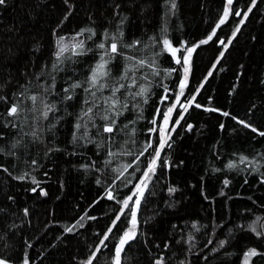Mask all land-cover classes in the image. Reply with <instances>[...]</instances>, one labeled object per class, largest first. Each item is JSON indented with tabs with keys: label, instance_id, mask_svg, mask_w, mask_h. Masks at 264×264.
<instances>
[{
	"label": "trees",
	"instance_id": "16d2710c",
	"mask_svg": "<svg viewBox=\"0 0 264 264\" xmlns=\"http://www.w3.org/2000/svg\"><path fill=\"white\" fill-rule=\"evenodd\" d=\"M229 7L239 8L240 17L225 19ZM85 29L95 35H81ZM113 36L123 55L108 63L109 75L101 81L107 87L85 91L104 54L97 45L107 48ZM61 38L75 43L57 59ZM80 42L83 48L73 47ZM181 48L194 50L180 53ZM128 56L145 66L120 79L134 66ZM77 83L81 86L73 88ZM121 84L127 87L116 93L120 103L113 110L107 98ZM13 105L18 112L9 115ZM106 114L116 121L112 133L102 131ZM165 114L174 130L160 148ZM262 132L264 0L0 4V260L5 264H83L97 247L93 264H111L118 238L131 226V207L123 209L122 201L133 195L154 149L160 156L121 264L160 259L242 264L251 249L258 252L253 264H264V234L257 235L264 233ZM106 233L109 239L101 246Z\"/></svg>",
	"mask_w": 264,
	"mask_h": 264
},
{
	"label": "snow or ice",
	"instance_id": "6c2138e0",
	"mask_svg": "<svg viewBox=\"0 0 264 264\" xmlns=\"http://www.w3.org/2000/svg\"><path fill=\"white\" fill-rule=\"evenodd\" d=\"M5 2V0H0V4H3ZM232 0H228V4L231 5ZM172 7H175V4H172ZM238 14V13H237ZM228 16V9H225L224 12V17L227 18ZM220 23H224V19H221ZM83 31H88L90 33H92V35H95V32L92 29H85L82 30L81 35L83 34ZM215 33H213L214 35ZM122 35V33H121ZM104 36L107 38L108 37V33L105 32ZM212 39V35L208 36V40ZM111 43L108 45V47L106 48L105 43H99L97 45V47L99 49H103L104 50V54L101 55L100 57V61L95 65V67L91 70V76L89 77V80L87 81V83L90 84V88H86L85 91H89L91 92L92 88H96L97 91H102L105 87H107L106 83H101V81L105 80V78L109 75V70L107 68L108 63L115 59L116 56H120L123 55V53L120 51V47H118V43L116 41V37L113 36L111 37ZM135 43L133 45H127V47L131 48L135 46ZM201 43H207V40L201 41ZM221 43H223V41H221ZM58 44L63 45V38H61L60 40H58ZM163 44L165 45V47L167 48V50H169L173 56H175L176 54V49L172 48L170 45V42L168 41V39H164L163 40ZM83 42H80L79 44L74 45L73 47L75 48H83ZM194 49H188L189 53L191 51H193ZM65 51V47L61 46L59 52L57 53V59H59L60 55ZM74 54H83V53H74ZM105 56L108 57V60H105ZM126 59L128 60H134L133 57L128 56L126 57ZM185 59V63H187V57L184 58ZM177 63H179V60L177 61ZM145 66V61L144 60H134V66L133 67H126L125 68V73L123 76L120 77V79H128V73L132 72L135 70L136 67H144ZM55 67V65H54ZM185 72H187V68H185ZM133 81H135V77H132ZM80 84H73L72 87L73 88H77L80 87ZM132 87L135 86V83H133L132 85H130ZM183 82H181V88H183ZM127 87L126 85H119V87H115L112 88V95L110 97H108V100H111V109L115 110L117 108V105L120 103V98L116 96V93H118L120 91L121 88H125ZM65 91H67V89H65ZM146 90L144 88L140 89V93L139 94H143ZM93 96L96 95L95 92L91 93ZM30 99L33 101V103H35L36 101V96H31ZM68 99H71V96L68 97ZM177 102H179V98H177ZM127 105H123V107H126ZM199 106V105H197ZM46 108H49V110H51V107L54 106H48L45 105ZM18 112V105H13L10 110H9V115H16ZM92 112V109L89 108L86 110V112L84 113V115H89ZM172 112V108L168 109V114H170ZM116 115H120L121 113L119 111H117L115 113ZM168 114H165L163 119L165 124L168 123ZM44 117L47 118V112L45 111L43 113ZM225 115H227L225 113ZM91 119V116L89 117ZM101 119H103L106 123L102 126V131L105 133H112L115 125H116V121L114 119H111V117L109 115H104L101 117ZM81 127V125L78 123L76 125L77 130H79V128ZM125 127H127V125H125ZM245 127H248L247 124H245ZM253 131H256V129H253ZM160 133H161V140H160V148L163 147L164 143H165V139H164V129H160ZM33 135H35V133H33ZM260 135H264V132L260 133ZM75 134H74V139H75ZM13 147H15V145H13ZM147 147H151V145H148ZM147 150V148H145V151ZM155 155L153 156V158L151 159L149 165L147 166V170L144 172V180L141 181V185L137 186V193H135V195H137V200L135 201V205L136 207H133L130 210V216L131 219L129 221L130 223V227L123 232V234L118 238V242L117 244L114 246V256L112 258V262L111 264H121V254L124 251V247L125 245L132 239L135 238L136 235V215H137V209L140 203V197H142L143 195V191L144 189L147 187V183H145V181H147L150 177V175H154L155 172V167L157 164V160L159 159L160 156V149H154L153 150ZM109 155H113V153H109ZM246 158L241 157V160L244 161ZM110 161H106V163H109ZM229 168L234 167V164L229 163L227 165ZM24 177H19V179H23ZM99 182V181H98ZM33 183H36L35 179L33 178ZM227 183V181L225 182ZM175 189H170V191H174ZM108 199H113V195L111 192H109L108 194ZM131 201V197H128L127 199L122 201V206L123 209H128L129 207V203ZM25 214H27V210H25ZM121 215H123V211H121ZM81 220L84 219V216H81L80 218ZM120 219V216L118 215L115 220L113 221V226H115L116 221H118ZM79 223V222H78ZM72 227H75V225H73ZM72 227H69L66 229V231L71 232L72 231ZM253 231H255V229H252ZM112 231L111 228L108 229V232L110 233ZM264 233H257V235H261ZM109 236L106 233L103 237V239L100 241V245L101 246H106L104 245V241L108 240ZM221 245H223V242H221ZM100 252V247H97L93 252L92 255L87 259V261L83 262V264H93V260L96 259V254ZM258 253L256 252L255 249H251L248 251V253L246 254V258H245V264H248V257L251 256H255ZM0 264H5L4 260H0ZM25 264H27V260H25ZM156 264H163L162 259L157 260Z\"/></svg>",
	"mask_w": 264,
	"mask_h": 264
},
{
	"label": "rangeland",
	"instance_id": "374dc122",
	"mask_svg": "<svg viewBox=\"0 0 264 264\" xmlns=\"http://www.w3.org/2000/svg\"><path fill=\"white\" fill-rule=\"evenodd\" d=\"M232 4V3H231ZM240 9L239 8H232V7H229V9H228V16H227V18L228 17H230L231 15H233V14H237V12L239 11ZM227 18H225V19H227ZM75 43V40H73L72 38H66V39H63V45H58V49L60 50V47L61 46H64L65 47V49H67V48H69V47H71L73 44ZM179 50V52L181 53L182 51H185L186 53L188 52L187 50H185L184 48H181V49H178ZM187 62H188V58H187ZM171 123H169V120H168V123H167V125H165V126H162L161 127V129H164V139H165V143H164V145L167 143V141L169 140V138H170V136H171V134H172V131L174 130V129H172L171 130V125H170ZM161 136V135H160ZM162 138V137H161ZM163 145V146H164ZM150 178V177H149ZM142 180H144V177L142 178ZM141 180V181H142ZM141 181H140V183L138 184V186L139 185H141ZM145 183H147V186H148V183H149V179L147 180V181H145ZM147 189V187L144 189V191H143V193L145 192V190ZM135 193H137V187H136V189H135V191H134V193H133V195L131 196V201H130V203H129V207H131V209L133 208V207H136V205H135V201L137 200V195H135ZM140 207V206H139ZM257 252V251H256ZM248 253V252H247ZM246 253V254H247ZM258 253V252H257ZM258 255V254H257ZM257 255H255V256H257ZM255 256H251V257H248L247 259H248V264H253V259L255 258ZM245 258H246V255L244 256V258H243V262H242V264H245Z\"/></svg>",
	"mask_w": 264,
	"mask_h": 264
},
{
	"label": "water",
	"instance_id": "95a60500",
	"mask_svg": "<svg viewBox=\"0 0 264 264\" xmlns=\"http://www.w3.org/2000/svg\"><path fill=\"white\" fill-rule=\"evenodd\" d=\"M233 1H234V0H232V3H233ZM237 13H238V14H236V18H239L240 15H241V10H239ZM222 41H223V43L220 42V44H219L220 46H223V44H224V40H222ZM183 85H184V84H183ZM183 108H184V106H182V109H183ZM140 200H141V199H140ZM139 204H140V203H139ZM138 207H139V206H138ZM137 210H138V209H137Z\"/></svg>",
	"mask_w": 264,
	"mask_h": 264
}]
</instances>
